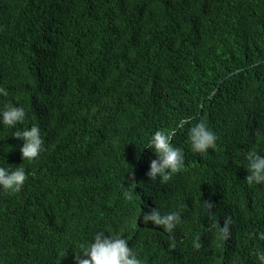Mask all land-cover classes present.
<instances>
[{"label":"trees","instance_id":"trees-1","mask_svg":"<svg viewBox=\"0 0 264 264\" xmlns=\"http://www.w3.org/2000/svg\"><path fill=\"white\" fill-rule=\"evenodd\" d=\"M0 86V105L18 101L17 127L37 124L46 146L23 162V142L0 126V164L28 175L20 193H0V264H73L102 228L144 264H254L264 186L245 183L244 155L264 154V0H0ZM202 117L219 139L200 155L187 130ZM156 130L185 152L166 184L146 175ZM159 205L183 209L171 236L139 218ZM225 217L228 240L208 228Z\"/></svg>","mask_w":264,"mask_h":264},{"label":"clouds","instance_id":"clouds-1","mask_svg":"<svg viewBox=\"0 0 264 264\" xmlns=\"http://www.w3.org/2000/svg\"><path fill=\"white\" fill-rule=\"evenodd\" d=\"M8 96V89L0 86V97L7 98ZM27 115L26 109L18 101H7L0 105V126L14 129L11 136L23 142L19 149L23 162L32 163L46 151V146L41 128L37 124L17 127L25 124ZM256 135L264 139V129L258 130ZM187 137L191 151L200 155L208 153L210 149L214 150L219 139L217 133L210 128L206 117L189 124ZM172 141L173 132L171 130H156L151 133L143 145L156 156L150 161L149 170L146 173L152 182L158 180L160 184H166L174 174L185 169L184 149L174 146ZM244 159L246 160L244 166L248 171L245 183L248 186H264V154L253 148L247 151ZM27 179V171L22 164L15 168L11 167L7 161L5 164H0V193L6 195L20 193ZM129 180L133 182L128 187H124L122 183L120 185L125 201L134 199V175H130ZM206 206L209 210L214 207L211 203H206ZM182 211L183 209L165 212L159 205V207H148V210L143 212L140 209L139 218L142 217L143 224L147 225L151 222L152 225L159 226L164 233L171 236L182 223ZM232 227L231 217H225L222 226L216 223L208 225L209 231L216 230L220 238L224 240L231 238ZM249 238L252 241L261 242L260 246L249 250V256L254 257V264H264V229L255 230L249 234ZM191 243L195 250L201 249V235L195 234ZM72 259L73 264H144L139 252L129 245L124 233L113 231L111 228L94 231L90 239L76 248Z\"/></svg>","mask_w":264,"mask_h":264}]
</instances>
